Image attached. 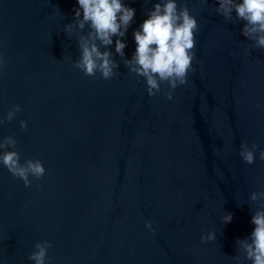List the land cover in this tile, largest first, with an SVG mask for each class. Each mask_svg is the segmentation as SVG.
I'll return each instance as SVG.
<instances>
[{"label":"water","instance_id":"1","mask_svg":"<svg viewBox=\"0 0 264 264\" xmlns=\"http://www.w3.org/2000/svg\"><path fill=\"white\" fill-rule=\"evenodd\" d=\"M122 2L135 9L122 38L131 59L133 32L159 0ZM185 2L200 25L194 71L168 100L167 84L149 96L127 70L117 37L111 79L74 67L87 31L65 32L77 0H0V140L14 137L8 150L46 169L25 187L0 163V264H34L44 240L46 264H236V241L261 208L251 193L264 191V49L216 0L178 7ZM15 105L22 111L9 122ZM242 142L257 143L253 164L241 159ZM209 232L216 240L201 241Z\"/></svg>","mask_w":264,"mask_h":264},{"label":"clouds","instance_id":"2","mask_svg":"<svg viewBox=\"0 0 264 264\" xmlns=\"http://www.w3.org/2000/svg\"><path fill=\"white\" fill-rule=\"evenodd\" d=\"M208 0H201L207 4ZM218 7L215 11L225 21H232L235 14L236 21H242L241 34L249 41L252 47L264 49V0H216ZM78 7L74 9L73 23L67 24L65 32L80 31L78 48L79 59L75 60L74 67L85 76L95 77L97 73L102 79H111L117 73L119 64L113 58V53L108 50L115 40V53L122 59L130 73L143 77L149 96L161 93V84L168 85L164 93L168 100L173 99V91L188 83V75L193 69L195 58L196 33L200 25L185 2L178 7L177 0H159L147 12V18L134 30L133 37L136 44L135 52L131 59H124L126 42L124 39L128 28L133 22L135 9L126 6L122 0H77ZM82 14V16H81ZM105 49V50H101ZM0 58V66H3ZM22 111L20 105H15L6 116L7 121H12L16 113ZM4 119H0V125ZM21 128H27V122H20ZM17 141L8 136L0 140V163L15 178L21 179L25 187L32 186L30 177L39 180L45 175L46 169L40 160L25 159L21 162V154L15 149ZM258 149L257 143L250 146L246 142L240 144L239 155L247 164H253ZM259 160L264 161V149L259 151ZM41 187V185H37ZM250 199L259 200L261 208L252 215L251 223L255 226L250 236L238 239L242 255L234 257L236 264H243L245 260L251 264H264V191L252 192ZM224 223L232 220V213L222 217ZM152 221H146L145 227L150 231ZM216 240V233L209 232L201 236V241ZM51 242L44 240L35 244V250L28 257L34 264H46L48 249Z\"/></svg>","mask_w":264,"mask_h":264}]
</instances>
